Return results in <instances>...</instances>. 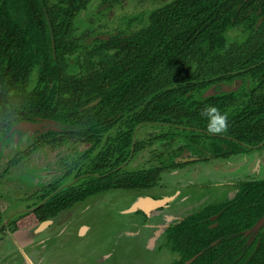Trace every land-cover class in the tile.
<instances>
[{
  "label": "trees",
  "instance_id": "1",
  "mask_svg": "<svg viewBox=\"0 0 264 264\" xmlns=\"http://www.w3.org/2000/svg\"><path fill=\"white\" fill-rule=\"evenodd\" d=\"M92 1L0 0V128L12 129L18 122L50 127L36 130L35 141L10 163L18 164L46 144L87 145L62 174L80 178L79 184L61 189L59 180L50 183L32 210L0 231L40 225L112 189L156 187L161 168H122L138 149L136 135L143 125L212 139L213 156L264 149V0H172L150 11L138 30L96 38L86 47L74 29ZM235 27L246 30L242 41L229 39ZM83 48L85 70L71 73L80 65L75 54ZM235 81L243 82V88L206 94ZM240 98L245 99L242 105ZM97 99V105L86 108ZM206 106L227 116L225 131H208L209 120L202 115ZM262 217L264 178L240 182L231 200L208 204L166 229L172 250L180 254L171 264H184L199 253L192 264H264V227L256 249L249 250L241 234Z\"/></svg>",
  "mask_w": 264,
  "mask_h": 264
},
{
  "label": "rangeland",
  "instance_id": "2",
  "mask_svg": "<svg viewBox=\"0 0 264 264\" xmlns=\"http://www.w3.org/2000/svg\"><path fill=\"white\" fill-rule=\"evenodd\" d=\"M170 1L93 0L78 16L74 36L89 47L96 38L106 39L120 31L133 32L147 24L150 11ZM245 33L244 28L235 27L229 30L228 37L239 42ZM85 53L83 48L75 54L80 65L70 69L71 73L85 70ZM35 82L36 73L28 90ZM243 86L241 81L221 84L206 94ZM243 101L240 98L238 104ZM11 128H0V230L10 220L32 210L50 183L59 180L61 189L79 184L80 178L62 174L87 147L46 144L18 164H11L19 151L35 141L36 130L50 127L18 122ZM136 136L138 149L122 168H161L156 187L112 189L92 195L61 212L43 229H39L38 223L17 225L16 229L8 227L0 231V264H171L180 254L172 250L167 240L169 225L208 204L231 200L242 181L264 178L262 148L229 157L213 156L214 140L153 124L139 127ZM181 159L187 160L186 164L174 166L173 162ZM147 196L172 199L149 214L132 211L135 202Z\"/></svg>",
  "mask_w": 264,
  "mask_h": 264
},
{
  "label": "water",
  "instance_id": "3",
  "mask_svg": "<svg viewBox=\"0 0 264 264\" xmlns=\"http://www.w3.org/2000/svg\"><path fill=\"white\" fill-rule=\"evenodd\" d=\"M43 9L45 10L46 13V17L48 19V21L50 22V18L49 15L47 13V10L45 7H43ZM52 48H53V52H54V56H56V48H55V40H54V35L52 33ZM101 99H97L95 101H93L92 103L88 104L86 106V108L92 107L97 105L100 102ZM57 127H68V125L66 124H58ZM187 161V160H185ZM171 197H163V198H154L152 196H147L144 198H140L138 199L135 204L132 206V211H143L146 214L151 213L152 211L159 209L163 206L168 205L169 201H171ZM218 215H215L212 217V219H216ZM51 223V219L50 220H46L44 222H42L39 226V229H43L45 227H47L49 224ZM170 226V225H169ZM262 227H264V217H262L251 229L246 230V234H249L251 232H256L259 231ZM218 241H215L214 243H212L210 245V247L216 245ZM201 253L197 254L196 256H194L193 258L189 259L188 261H186L184 264H192L200 255Z\"/></svg>",
  "mask_w": 264,
  "mask_h": 264
},
{
  "label": "clouds",
  "instance_id": "4",
  "mask_svg": "<svg viewBox=\"0 0 264 264\" xmlns=\"http://www.w3.org/2000/svg\"><path fill=\"white\" fill-rule=\"evenodd\" d=\"M202 115L209 120L208 131L212 134H218L227 128V116L222 114L215 106H206Z\"/></svg>",
  "mask_w": 264,
  "mask_h": 264
},
{
  "label": "flooded vegetation",
  "instance_id": "5",
  "mask_svg": "<svg viewBox=\"0 0 264 264\" xmlns=\"http://www.w3.org/2000/svg\"><path fill=\"white\" fill-rule=\"evenodd\" d=\"M263 228V227H262ZM261 228V229H262ZM260 229V230H261ZM249 230V229H248ZM256 231V232H251V233H249V234H246V231H244V232H242L241 234H244L247 238H248V244H250L251 246H249L248 247V249L250 250V249H252L253 248V246H255V249L257 248L256 246H257V237L259 236V234H260V232L261 231ZM157 234H159V233H157ZM255 243H256V245H255ZM215 246V245H214Z\"/></svg>",
  "mask_w": 264,
  "mask_h": 264
},
{
  "label": "bare ground",
  "instance_id": "6",
  "mask_svg": "<svg viewBox=\"0 0 264 264\" xmlns=\"http://www.w3.org/2000/svg\"><path fill=\"white\" fill-rule=\"evenodd\" d=\"M40 255V254H39Z\"/></svg>",
  "mask_w": 264,
  "mask_h": 264
},
{
  "label": "crops",
  "instance_id": "7",
  "mask_svg": "<svg viewBox=\"0 0 264 264\" xmlns=\"http://www.w3.org/2000/svg\"><path fill=\"white\" fill-rule=\"evenodd\" d=\"M183 219V218H182Z\"/></svg>",
  "mask_w": 264,
  "mask_h": 264
}]
</instances>
